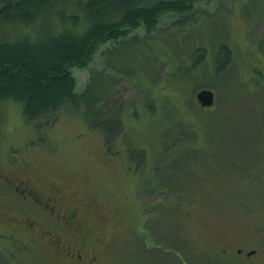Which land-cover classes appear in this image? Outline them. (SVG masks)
Listing matches in <instances>:
<instances>
[{
	"label": "rangeland",
	"instance_id": "1",
	"mask_svg": "<svg viewBox=\"0 0 264 264\" xmlns=\"http://www.w3.org/2000/svg\"><path fill=\"white\" fill-rule=\"evenodd\" d=\"M85 1L59 2L49 24L84 29ZM7 26L0 24L5 39L35 33ZM224 45L232 64L217 75L215 55ZM198 49L205 50L202 64L181 76L189 80H175ZM72 73L76 91L92 85L101 96L94 108L105 118L118 110L123 128L107 139L99 131L105 125L90 128L84 108L71 106L28 123L19 104L4 101L1 175L38 182L39 193L44 184L51 192L60 188L67 213L84 205L92 264H246L222 252L264 239V0H202L186 15L163 16L149 33L138 28L102 44L86 69ZM195 86L214 92L211 111L197 106ZM4 189L0 210L17 212L2 208L15 206ZM66 229L53 233L62 244L85 227ZM35 236L0 241V264H70L61 249Z\"/></svg>",
	"mask_w": 264,
	"mask_h": 264
},
{
	"label": "trees",
	"instance_id": "2",
	"mask_svg": "<svg viewBox=\"0 0 264 264\" xmlns=\"http://www.w3.org/2000/svg\"><path fill=\"white\" fill-rule=\"evenodd\" d=\"M62 1L65 0H0V24L5 30L7 25L18 24L32 27L35 32L33 35L27 32L14 39L0 35V103L8 100L19 104L28 123L43 122L44 118L66 107L68 109V106L75 110L82 107L88 126L97 130L93 128L95 125H105L99 131L111 139L120 125L123 128L119 111L113 113V118H105L101 109L96 110L94 105L101 96L92 92V85L78 93L72 69H86L102 44L124 39L138 28L149 33L156 29L163 16L186 15L202 0H86L79 4L85 28L59 31L53 29L49 22L55 6ZM58 16L67 20L61 10ZM68 18L77 20L75 16ZM36 23L42 24L40 29H36ZM133 39L138 40L136 36ZM194 53L187 55L188 68L184 72L178 70L175 80H189L181 76L190 75L202 64L205 50L198 49ZM231 64L230 48L226 45L218 47L214 72L223 74ZM180 70L183 71L182 68ZM192 91L198 92L196 86ZM215 99L214 94L210 107H201L196 101L197 106L211 111L216 105ZM141 153L136 152L138 158L133 156V160L139 161Z\"/></svg>",
	"mask_w": 264,
	"mask_h": 264
},
{
	"label": "flooded vegetation",
	"instance_id": "3",
	"mask_svg": "<svg viewBox=\"0 0 264 264\" xmlns=\"http://www.w3.org/2000/svg\"><path fill=\"white\" fill-rule=\"evenodd\" d=\"M0 179L4 180H0V185L5 188L2 194H10L11 196L7 195L6 197L8 202H15V206L10 203L11 205L2 208H21L17 212L0 210V241L10 242L19 235L27 238L41 234L47 238L50 246H53L54 249L57 247L64 252L63 255L70 259V264H83V260H85V264H92L96 260L95 245L94 247L89 245V229L86 227L83 213L82 215L80 213L81 208H86L84 205H77L79 208L71 206L72 209L67 213V195H64L60 188L51 192L48 190L49 185L44 184L42 193H39L35 188L38 187V182H33L27 177L21 176L13 179L4 177L0 173ZM72 223L79 224L83 229L85 227L80 238L70 239L67 244H62L58 238L56 240L53 233L64 235L65 231L67 232L66 228ZM4 230L6 233H3ZM57 230L59 231L57 232ZM222 255L228 261L239 257L246 258L248 261L246 264H264V239L248 246V248L239 247L231 252L224 250Z\"/></svg>",
	"mask_w": 264,
	"mask_h": 264
},
{
	"label": "water",
	"instance_id": "4",
	"mask_svg": "<svg viewBox=\"0 0 264 264\" xmlns=\"http://www.w3.org/2000/svg\"><path fill=\"white\" fill-rule=\"evenodd\" d=\"M195 99L201 107H210L214 102V94L211 90L202 89L196 92Z\"/></svg>",
	"mask_w": 264,
	"mask_h": 264
}]
</instances>
